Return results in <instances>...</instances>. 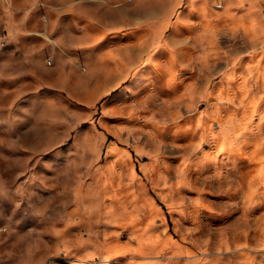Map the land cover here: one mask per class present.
<instances>
[{"label":"rangeland","instance_id":"obj_1","mask_svg":"<svg viewBox=\"0 0 264 264\" xmlns=\"http://www.w3.org/2000/svg\"><path fill=\"white\" fill-rule=\"evenodd\" d=\"M6 1L0 264H264V0Z\"/></svg>","mask_w":264,"mask_h":264},{"label":"crops","instance_id":"obj_2","mask_svg":"<svg viewBox=\"0 0 264 264\" xmlns=\"http://www.w3.org/2000/svg\"><path fill=\"white\" fill-rule=\"evenodd\" d=\"M5 2H2V3H6L7 1L4 0ZM38 2H31V3H27L25 2V4H16V5H13L12 4V11L11 12H8V9L7 11H5L3 14L5 17H9L8 21H9V28H10V36L12 37V40L14 42H17V41H21V40H25L27 39V36L31 33H27V32H30L29 31V26H28V20L29 18L27 16H25L24 19H21L19 18V16H16L18 13L20 12H24L26 14V12L28 11V8H34L38 5H43V2H41L42 4H37ZM2 5V4H0ZM7 5V4H5ZM7 7V6H6ZM8 12V14H6ZM16 14H15V13ZM3 20V19H1ZM6 20V19H5ZM6 22V21H5ZM1 24V22H0ZM6 26H8V23L6 22Z\"/></svg>","mask_w":264,"mask_h":264}]
</instances>
